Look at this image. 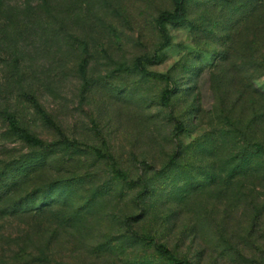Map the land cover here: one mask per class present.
Masks as SVG:
<instances>
[{"label": "rangeland", "instance_id": "1", "mask_svg": "<svg viewBox=\"0 0 264 264\" xmlns=\"http://www.w3.org/2000/svg\"><path fill=\"white\" fill-rule=\"evenodd\" d=\"M173 8L0 0V264H264V0Z\"/></svg>", "mask_w": 264, "mask_h": 264}, {"label": "trees", "instance_id": "2", "mask_svg": "<svg viewBox=\"0 0 264 264\" xmlns=\"http://www.w3.org/2000/svg\"><path fill=\"white\" fill-rule=\"evenodd\" d=\"M184 2H185V0H173V3H174L173 10L170 12H162L155 18V24H156L159 32L163 36V42L159 44L158 49L164 48L168 44L169 35L167 34V31L165 29L166 24H177V23L181 22V20L183 18V14H184ZM154 59H155V56H152L151 58L138 59L137 64L140 66V63L142 60L150 63ZM145 73H149V74L154 75L156 77H164L163 74H159V73H150L147 71H145ZM171 94H172V92H170L169 90L165 91V93L162 97V104L163 105H167V103L171 97ZM40 112L44 116L43 112L42 111H40ZM5 118H6L7 125L9 127L10 131L18 139L24 141L25 143H27L28 145L33 146V147H39V148L45 147V144L41 139L33 136L26 129L21 127L18 124L17 120L12 115L8 114V115H6ZM59 142L66 144V145H69V146H76L77 145V142L75 140H70L66 136H64L63 134L60 135ZM96 155L100 158H104L107 161H109L110 164L112 165V167L114 168V171L118 177H120L122 179L125 178L124 173L115 169L113 157L110 154L102 153L101 151L96 150ZM141 237H142V239H145V240H152V238L150 236L143 235ZM154 249L159 256H161L164 260H166L170 264H183V263L188 264V262L186 260L178 259L177 257H175L170 249H168L167 247H165L163 244H161L159 242H154Z\"/></svg>", "mask_w": 264, "mask_h": 264}]
</instances>
